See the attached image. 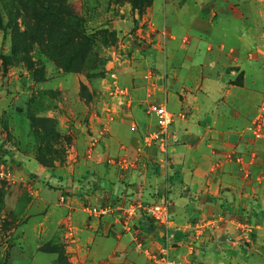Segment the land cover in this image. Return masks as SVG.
Segmentation results:
<instances>
[{
    "label": "rangeland",
    "instance_id": "1",
    "mask_svg": "<svg viewBox=\"0 0 264 264\" xmlns=\"http://www.w3.org/2000/svg\"><path fill=\"white\" fill-rule=\"evenodd\" d=\"M178 2L67 0L77 20H69L65 32L81 30L89 39L88 52L84 47L81 57L61 53L67 44L58 38V25L53 37L27 51L28 61L21 52L15 60L11 48L13 25L24 31L25 18L21 14L10 24L0 0L4 24L0 27V163L13 171L11 179L0 177V264H152L151 259L143 263L137 257L131 263H118L117 253H100L111 246L93 238L109 235L106 226L123 211L119 207L136 206L127 225L118 221L122 232H131L133 242L146 244L150 233L143 227L145 222L156 226L143 210L147 202L108 197V192L114 194L113 186L102 187V181L108 166L117 175L133 167L131 155L115 152L116 135L129 131L142 146H158L145 143L156 128L151 103H165L176 114L171 104L179 94L183 39L201 30L191 22L179 33ZM5 56L12 61L4 62ZM258 92V99L248 102L249 124L244 132L248 142L264 143V136L258 138L247 130L264 100V87ZM32 119L46 125L36 128L40 136ZM170 139L169 131L168 144ZM109 142L113 152L106 150ZM39 154L46 165L37 160ZM158 169L153 167L152 173H159ZM62 193L70 196L64 203L58 202ZM75 197L84 214L73 218L69 210ZM105 206L111 209L109 216L90 212ZM248 224L240 238L242 247L257 242L256 226ZM152 238L159 240L157 235Z\"/></svg>",
    "mask_w": 264,
    "mask_h": 264
},
{
    "label": "crops",
    "instance_id": "2",
    "mask_svg": "<svg viewBox=\"0 0 264 264\" xmlns=\"http://www.w3.org/2000/svg\"><path fill=\"white\" fill-rule=\"evenodd\" d=\"M177 4L179 33L191 22L201 30L183 39L170 142L164 150L146 148L129 131L116 135L115 152L131 155L133 167L117 175L108 166L102 181V187L113 186L108 197L123 201L170 198L172 227L158 241L152 238L158 226L153 231L144 227L150 235L140 245L131 232H122L116 215L106 226L109 235H95L93 241L111 246L100 253H117L118 263H131L135 257L146 263L152 252L170 244V256L178 264H264V143L248 142L244 132L248 102L257 100L264 87V0ZM108 144L106 150L113 152ZM155 162L159 173L154 174ZM78 203L75 197L69 210L73 218L84 214ZM249 221L256 226L257 242L242 247L240 238Z\"/></svg>",
    "mask_w": 264,
    "mask_h": 264
},
{
    "label": "trees",
    "instance_id": "3",
    "mask_svg": "<svg viewBox=\"0 0 264 264\" xmlns=\"http://www.w3.org/2000/svg\"><path fill=\"white\" fill-rule=\"evenodd\" d=\"M2 8L7 11L8 17L10 18V24L14 23L18 17L22 14L25 18V23L27 24V29L24 31L18 30L17 26L13 25L12 36H11V48L13 52V57L15 60H19V53L26 57L27 51L32 49L34 45L43 44L48 37H53L52 33L54 31V26L60 25L58 33V38L65 39L66 50L64 49L61 53H70V55L81 57L83 53V48L87 47L85 52H88L89 46L88 37L85 36L81 30H71L70 32H65L66 24L72 20H77V17L71 12L68 6L67 0H1ZM9 24V25H10ZM78 24V21H77ZM0 27H4L3 19L1 16L0 9ZM58 39L51 42L48 48L55 46ZM30 61V58L26 57ZM11 62L10 57H4V62ZM34 119V118H33ZM32 119V120H33ZM31 125L35 128V133L38 130L36 128L46 127V125L33 120ZM38 136H40L37 133ZM37 160L46 165L42 156L37 155ZM143 227H147L149 231H153L156 226H154L149 221L143 224ZM158 236V234H156Z\"/></svg>",
    "mask_w": 264,
    "mask_h": 264
},
{
    "label": "built area",
    "instance_id": "4",
    "mask_svg": "<svg viewBox=\"0 0 264 264\" xmlns=\"http://www.w3.org/2000/svg\"><path fill=\"white\" fill-rule=\"evenodd\" d=\"M149 112L155 117L156 128L150 131L145 138V143L151 145L152 143L157 144L162 150L167 147V140L169 136L170 126L174 121V113L171 112L165 103H151L149 106ZM247 130L251 131L254 136L261 138L264 136V100L261 103L257 114L254 116L251 124ZM13 171L5 163H0V177L11 179ZM70 199L68 194H60L58 196V202L64 203ZM171 200L168 197L158 202H151L147 205L144 204L143 210L152 218L154 223L159 227L163 228L168 237V230L172 227L173 219L171 216ZM136 206L130 205L129 207H119L120 211L118 218L123 222L124 225L128 224V221L135 214ZM110 207H93L91 213H97L108 215L110 213ZM152 264H178L174 261L169 253L168 245L161 248L159 251H154L150 254Z\"/></svg>",
    "mask_w": 264,
    "mask_h": 264
},
{
    "label": "water",
    "instance_id": "5",
    "mask_svg": "<svg viewBox=\"0 0 264 264\" xmlns=\"http://www.w3.org/2000/svg\"><path fill=\"white\" fill-rule=\"evenodd\" d=\"M154 233H157V234L159 235L160 238H163V237L166 236V232H165V230H162V229H159V228L155 229V230H154Z\"/></svg>",
    "mask_w": 264,
    "mask_h": 264
}]
</instances>
